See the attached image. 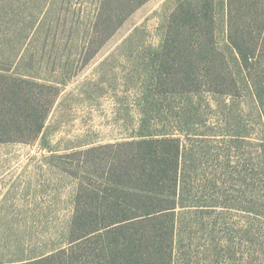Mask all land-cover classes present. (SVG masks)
Returning <instances> with one entry per match:
<instances>
[{
    "label": "rangeland",
    "instance_id": "374dc122",
    "mask_svg": "<svg viewBox=\"0 0 264 264\" xmlns=\"http://www.w3.org/2000/svg\"><path fill=\"white\" fill-rule=\"evenodd\" d=\"M137 1L0 0V80L54 97L36 139L0 143V261L68 245L79 181L100 179L85 150L165 129L183 130L174 264H264V117L250 97L180 91L169 75L155 90L179 0L144 1L107 38L94 24ZM215 3L221 45L224 0Z\"/></svg>",
    "mask_w": 264,
    "mask_h": 264
},
{
    "label": "trees",
    "instance_id": "16d2710c",
    "mask_svg": "<svg viewBox=\"0 0 264 264\" xmlns=\"http://www.w3.org/2000/svg\"><path fill=\"white\" fill-rule=\"evenodd\" d=\"M144 1L129 4L126 13V6L117 5L113 19L101 12L94 24L102 38ZM222 8L220 45L215 0L177 2L155 54L153 88H166L169 75L180 91L250 97L264 117V0H224ZM20 83L17 77L0 80V143L36 139L52 105L53 96L24 93ZM181 132L150 131L85 150L87 161L101 168L100 179L79 181L68 245L32 261L0 264H174L176 211L184 206Z\"/></svg>",
    "mask_w": 264,
    "mask_h": 264
}]
</instances>
